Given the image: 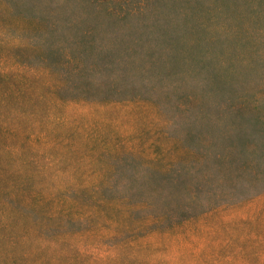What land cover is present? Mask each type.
<instances>
[{
  "label": "rangeland",
  "instance_id": "rangeland-1",
  "mask_svg": "<svg viewBox=\"0 0 264 264\" xmlns=\"http://www.w3.org/2000/svg\"><path fill=\"white\" fill-rule=\"evenodd\" d=\"M0 58L91 71L84 77L92 83L88 103L50 102L27 123L46 141L82 145L91 137L110 148L131 147L133 165L145 156H201L209 166L223 159L211 171L220 178L210 187L213 199L201 197L197 205L206 215L154 234L150 245L136 248L142 264H264V0H0ZM57 95L76 99L69 91ZM23 204L2 202L0 213L12 210L17 222L0 221L14 232L28 229L32 241L74 233L77 251L91 244L103 253L142 239L95 220L89 229L85 222L69 225ZM107 213L122 227L144 216L124 222ZM58 222L62 234L54 230ZM109 230L122 233L113 240Z\"/></svg>",
  "mask_w": 264,
  "mask_h": 264
},
{
  "label": "trees",
  "instance_id": "trees-1",
  "mask_svg": "<svg viewBox=\"0 0 264 264\" xmlns=\"http://www.w3.org/2000/svg\"><path fill=\"white\" fill-rule=\"evenodd\" d=\"M60 66L54 61L36 66L8 64L0 58V204H31L44 210L46 218L64 219L69 225L85 222L88 229L94 220L106 224L107 229L115 224L123 228L122 232L142 239L123 240L103 253L92 251L88 244L86 252H79L71 244L74 233L64 236L61 230L66 229L59 222L54 230L62 236L32 241L28 229L20 227L14 232L15 228H7L0 221V264H142L136 248L141 249L144 242L149 244L154 234L179 227L198 213L206 215V211L196 210L197 205L201 197L213 199L212 185L220 178L211 171L223 159L217 157L209 166L201 156L192 159L194 162L145 156L133 165L130 160L136 153L131 147L112 149L91 137L84 138L82 145L46 141L43 133H31L27 123L39 115L41 106L50 102L57 106L88 103L86 98L93 95L91 79L84 78L91 73L89 69L81 65L62 72ZM56 72L61 75L56 76ZM65 91L74 93L76 99L57 95ZM59 182L63 183L58 186ZM204 185L209 188H202ZM52 189H63L62 196L59 198ZM108 211L121 214L124 222L141 213L144 216L122 227L106 219ZM4 215L0 213V218L7 216L10 223L17 222L12 210ZM163 221L173 222L164 231L158 230ZM33 225L44 234L46 227ZM109 231L113 240L117 239L118 231Z\"/></svg>",
  "mask_w": 264,
  "mask_h": 264
}]
</instances>
